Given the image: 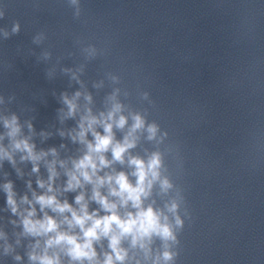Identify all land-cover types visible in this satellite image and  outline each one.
Listing matches in <instances>:
<instances>
[{
	"label": "clouds",
	"instance_id": "obj_1",
	"mask_svg": "<svg viewBox=\"0 0 264 264\" xmlns=\"http://www.w3.org/2000/svg\"><path fill=\"white\" fill-rule=\"evenodd\" d=\"M71 3H77V0H71ZM78 15V13H77ZM19 31V24L13 26V32ZM7 35V33L5 34ZM79 96V93L76 94ZM65 103L69 106V115L75 111L76 105L72 100L65 97ZM120 112V105L116 104L113 110L101 119L95 116L86 115L82 118L79 125L80 131L77 134L82 143H86L87 151L78 160L73 161V167L67 171L68 176L64 191H75L82 189L85 184L93 185L91 200L95 201L100 208L89 212L88 203L85 201L84 193L76 195L75 203L79 209H74L67 200L61 202L57 199L52 183L58 175L55 169V161L49 163V177L47 182V191L41 195H34L36 204H39L42 218H36L37 212L34 206L20 210L19 204L15 199L13 185L8 182L4 185L7 195V206L13 215L20 217V223L23 226V234L31 237H43L44 245L41 251V242L36 240L32 245V251L28 254L29 260L34 264H63L61 253L68 258L69 264H126L129 259L128 249L123 247V242L128 240L132 248H139L144 251L147 258L151 252L150 245L154 237L159 238L165 247L161 254L164 264H169L174 260L175 253L169 250L168 242H177V236L173 225L169 222L168 217L161 210L154 208L151 204L144 205V200L151 195V190L155 182L160 181L162 191H167L172 187L171 183L165 178L160 180L159 169L162 166L161 155L154 152L147 160L139 156L128 155L127 164L133 169L131 176L135 177V183L129 179V174L123 171L115 174L98 173L115 162L125 163V155L129 150L136 146L137 137L134 135L137 130L145 127V120L139 115H134L131 128L124 136L123 141H116L113 133V126L123 129L127 123V118L120 115L114 119L116 113ZM103 126V134L97 132L94 125ZM5 128L9 129L7 135L12 138L13 150L26 153L21 156V160L33 161V172L39 171L38 161L47 153L34 151V145L30 144L27 139H15L20 132L17 123V117L4 120ZM92 133L94 142L86 141L85 137L88 132ZM158 131L156 124H149L147 132L148 139H153ZM77 137H73L76 139ZM55 154V149L51 150ZM111 151L112 160H108L105 153ZM0 157L7 158L13 162L12 154L0 147ZM63 166V162H61ZM40 188H45V181L38 180ZM105 185L108 186V195L101 193L100 189ZM109 196L116 198L109 200ZM20 203L32 205V201L25 195L21 198ZM134 211H125L120 214L119 209L128 208ZM168 211L176 213L178 204L174 201L167 206ZM45 209H51L54 213L63 215L70 213V217L64 215L62 221H58L54 216L48 215ZM103 210L106 214L99 215ZM13 223H16L13 221ZM66 224L67 230L62 229L61 225ZM175 226L182 227L183 221L178 215L175 216ZM79 232H75V229ZM4 234L0 232V238ZM108 240V249L110 251L103 253V259H100L94 245L101 241ZM19 243V241H17ZM58 250V251H54ZM11 251V245L5 242V253ZM161 256H158L153 264H160ZM16 260L21 257L17 255ZM139 264V262H137Z\"/></svg>",
	"mask_w": 264,
	"mask_h": 264
}]
</instances>
